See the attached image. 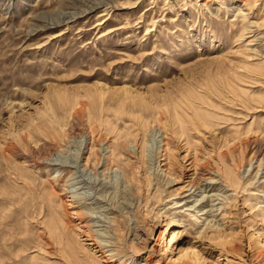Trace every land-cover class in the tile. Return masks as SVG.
<instances>
[{
  "label": "rangeland",
  "instance_id": "374dc122",
  "mask_svg": "<svg viewBox=\"0 0 264 264\" xmlns=\"http://www.w3.org/2000/svg\"><path fill=\"white\" fill-rule=\"evenodd\" d=\"M249 225L264 0H0V264H264Z\"/></svg>",
  "mask_w": 264,
  "mask_h": 264
},
{
  "label": "bare ground",
  "instance_id": "6f19581e",
  "mask_svg": "<svg viewBox=\"0 0 264 264\" xmlns=\"http://www.w3.org/2000/svg\"><path fill=\"white\" fill-rule=\"evenodd\" d=\"M199 131V130H198ZM165 143V142H164ZM220 155L222 156H225V153H221ZM85 166H86V163H85ZM128 172V170L125 168V172ZM217 172V171H216ZM132 174V173H131ZM127 177V175H125ZM128 176H129V172H128ZM211 180H213L212 178H210ZM128 180H130V178H128ZM85 223V222H84ZM84 225V224H82ZM249 229H251L252 231V234L253 236H256L257 237V244L261 245V248L263 249L264 248V239L261 238L259 235H258V230H256L255 228H253V226L249 225ZM214 233V232H213ZM209 234V233H208ZM205 236V235H204ZM216 236V235H215ZM252 236V237H253ZM256 240V239H255ZM254 241V240H253ZM255 242V241H254ZM108 251H110L109 253H111L113 250L112 249H109ZM197 250H195V248L193 246H188L187 248L185 249H181L177 256L174 257L172 259V261L170 262L171 264H195L199 259V255L198 253L196 252ZM106 254V255H111V257L113 256H117L119 255V253L117 254ZM119 257V256H118ZM200 258V257H199ZM120 260H122V258H120ZM125 261V260H124Z\"/></svg>",
  "mask_w": 264,
  "mask_h": 264
}]
</instances>
